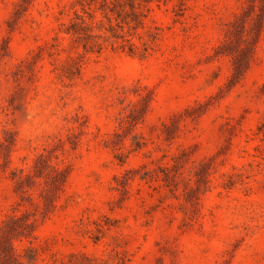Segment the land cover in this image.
I'll return each instance as SVG.
<instances>
[{
    "label": "rangeland",
    "instance_id": "1",
    "mask_svg": "<svg viewBox=\"0 0 264 264\" xmlns=\"http://www.w3.org/2000/svg\"><path fill=\"white\" fill-rule=\"evenodd\" d=\"M100 1L0 0V264H264V0Z\"/></svg>",
    "mask_w": 264,
    "mask_h": 264
},
{
    "label": "trees",
    "instance_id": "2",
    "mask_svg": "<svg viewBox=\"0 0 264 264\" xmlns=\"http://www.w3.org/2000/svg\"><path fill=\"white\" fill-rule=\"evenodd\" d=\"M98 2V0H79L82 12L76 10L74 17L65 24L64 32L69 34V36L78 45H82L86 52L91 51L93 48H102V43L99 39H102L100 35H94L91 33L90 23L87 21L86 15L91 14L92 4ZM102 7L108 8L110 4L119 3L120 6L125 7L129 5L133 12L136 10V5L141 2V0H101ZM124 43L129 44V48H136L135 44L130 41V39L123 36ZM124 47V44H122ZM133 52V50H131Z\"/></svg>",
    "mask_w": 264,
    "mask_h": 264
}]
</instances>
